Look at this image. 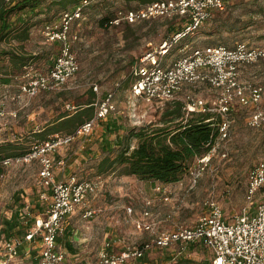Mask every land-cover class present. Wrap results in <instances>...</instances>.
<instances>
[{"label": "rangeland", "instance_id": "rangeland-1", "mask_svg": "<svg viewBox=\"0 0 264 264\" xmlns=\"http://www.w3.org/2000/svg\"><path fill=\"white\" fill-rule=\"evenodd\" d=\"M17 1L0 0V4L4 3L9 8ZM51 1L47 0L45 6ZM234 2L231 0V3ZM261 4L264 7V0ZM141 6L137 1L128 0L93 1L86 9L85 17L82 16L72 25V33H78L80 38L73 43L79 71L62 88L40 92L35 97L23 95L21 86L28 81V73L49 72L59 48L46 40L43 28L47 22L59 21L65 9L57 4L52 6L51 11L45 10L35 17L27 40L15 38L16 32L11 34L0 45V143H16L26 149L34 147L42 142L36 133H40L60 113L74 112L77 105L89 99L91 90L96 93V102L109 91L115 92L117 112L108 120L117 121L121 126L118 134L122 136L134 128L136 131L143 129L152 132L173 129L183 118L186 122L192 113L187 108L190 102L188 96L202 99L208 105L217 100L219 93L207 84H201L186 86L178 101L164 104L147 98L130 101L135 65L146 53L157 49L165 39L171 37L182 24L178 18H156L134 25H128L125 21L100 25L103 17L115 18L121 11L139 9ZM71 8L70 4L66 9ZM244 9L239 6L234 15L243 13ZM229 13H217L195 35L172 48L166 60L181 57L196 46L233 47L237 42H246L253 47L264 46V13L255 15V22L237 33L217 27V19L220 16L226 18ZM23 15L28 19L29 14ZM10 21L15 27L21 26L17 14H13ZM186 45L189 47L181 52ZM22 57L26 66L20 69ZM6 79L11 81L5 83ZM239 81L244 85L258 86L264 92V61L242 66ZM95 87L98 89L95 90ZM178 103L183 105V117L171 123L169 120L175 115L170 113L175 112ZM230 117L233 121L230 135L225 139L219 136L211 163L199 173L198 167L201 165L198 160L201 157H197L179 182L166 187L169 195L164 194L165 189L159 194L150 180L123 175L120 167L108 174L97 173V166L105 156L101 143L103 125L108 120L100 122L84 144L75 142L60 149L55 155L56 181H68L76 176L81 180L99 182L97 192L88 198V205L96 211V215L83 219L82 210L79 209L67 219V233L59 245L66 253L65 264H96L105 249L121 253L151 240L154 234L137 227V222L143 218L142 213L150 207L145 204L149 198H154L156 202L152 212L158 233L173 230L175 225L193 227L207 212L205 203L209 199L220 204L227 220L242 214L249 206L254 212L264 202V193L260 192L250 204L246 199V190L250 170L264 161V128H250L246 121L247 111L240 106L233 108ZM109 137L114 142L117 135ZM132 142L135 147L137 140ZM62 159L65 164H60ZM192 170H196L197 177L190 173ZM39 171L38 161L13 163L7 167L0 181V240L24 237L27 229L24 222L28 218L22 211L25 204L29 205V212L33 215L43 214L50 207L52 194L39 187ZM43 192H46L44 199ZM165 195L169 196V201L163 200ZM129 206L133 208L132 214H129ZM10 222L16 225L13 229L7 226ZM68 244L72 245V249L68 248ZM179 251V247L154 249L145 258L128 264H177L182 260L211 263L212 260L211 251L197 243L187 246L181 255Z\"/></svg>", "mask_w": 264, "mask_h": 264}, {"label": "built area", "instance_id": "built-area-1", "mask_svg": "<svg viewBox=\"0 0 264 264\" xmlns=\"http://www.w3.org/2000/svg\"><path fill=\"white\" fill-rule=\"evenodd\" d=\"M84 4L89 2L85 0ZM223 9L224 0H161L139 9L119 12L111 24L125 21L134 25L150 19H173L178 16L186 19L183 28L165 39L157 49L146 53L135 65L130 101L147 98L161 104L169 103L177 100L186 86L207 84L219 93L217 100L208 105L202 99L196 100L188 96L190 102L187 103V108L189 112H217L221 116L219 131L223 139L230 135L233 123L230 115L238 104L250 109L246 118L250 128H264L262 88L244 85L239 81L242 66L264 60V46L253 47L246 42H239L234 48L222 45L196 46L181 57L166 63L172 48L195 35L200 27L213 17L215 11ZM82 16V9L78 7L73 11L64 12L59 21L44 26L43 35L46 40L60 44L59 54L48 73H28V81L21 86L23 95L35 97L40 92L60 89L79 71V63L73 53V43L80 38L78 33H72V25ZM188 47L186 45L180 51L185 52ZM97 89L98 87H95V90ZM115 112V92L109 91L103 99L95 103L94 117L80 125L73 133L56 134L50 140L35 146L27 155L3 161L5 166L38 161V185L51 192L52 202L46 212L37 215L30 213L29 205L25 204L22 210L28 217L24 222L27 228L25 235L23 238L0 240V264H22L21 250L25 243H30L37 253L36 258L28 264H65L66 253L60 248L58 238L66 232L67 219L77 210H82L83 219L96 215V211L88 205V198L97 192L99 182L81 180L76 176H72L68 181H56L55 155L68 145L85 141L100 121ZM215 146L210 153L198 160L201 165L198 167L199 173L211 163ZM195 171L190 173L197 177ZM156 191L160 193L163 189L158 187ZM260 192L264 193V161L256 164L249 172L247 201L253 203ZM42 198H46V192L42 193ZM164 200L169 201V196H165ZM146 205L151 206L152 201H147ZM206 207L207 212L193 227L175 225L173 230L160 233L155 231L157 222L154 214L146 209L143 218L137 222V227L141 231H149L154 237L121 253H112L105 249L96 264H128L144 258L154 249L172 247H179L178 254L181 255L187 246L196 243L211 251V264H264V202L258 205L254 212L251 206L246 207L242 214L234 216L231 220L226 219L222 207L215 200H207ZM128 211L129 214L133 212L131 208H128Z\"/></svg>", "mask_w": 264, "mask_h": 264}, {"label": "trees", "instance_id": "trees-1", "mask_svg": "<svg viewBox=\"0 0 264 264\" xmlns=\"http://www.w3.org/2000/svg\"><path fill=\"white\" fill-rule=\"evenodd\" d=\"M84 1L85 0H52L49 5L45 6L47 0H18L15 5L9 8L4 5V3L0 4V45L11 34H15V32V38L18 40L24 41L29 39L30 29L33 26L31 22L33 19L42 15L45 10L48 12L51 11L52 6L57 4L63 6L65 9L61 13V16L64 12L73 11L74 9L81 7L82 15L85 17L86 9L91 6V3L95 0H87L89 4L86 5L84 4ZM128 1H137L142 5L140 7L142 8L161 0ZM233 1L235 2L231 3V0H224V9L214 12L213 17L217 13L230 11L226 18L220 16L217 19V27L219 29L223 28L227 31L237 33L238 31L244 30L245 28H248L250 25H252L255 22V15H261L264 13V7L261 4L263 0ZM70 4L72 5V8L66 9ZM239 6L245 8L243 13L239 15L237 13V15H234L235 12H238ZM13 14L18 15V20H20L21 23L20 27H15V24L10 21V17ZM23 14H29L28 19H25ZM244 16H246V19H244ZM175 18H178L179 21L182 22L180 28L178 29L180 30L185 25L186 19L179 16ZM114 19H116V17L111 19L109 17H103L100 20V25H111V21ZM48 23L51 22H47L45 25ZM203 25L200 27V29L203 27ZM50 43L58 45V48H60V44L58 42ZM223 44H226V42H223ZM235 46L226 47L234 48ZM23 60L24 57L21 58L22 62L19 66L20 69L26 66V62ZM10 81V79L4 80L5 83H9ZM174 101H178V99ZM95 103L96 93L91 90L89 99L85 103L77 105L74 112L70 113L68 111H64L60 113L58 117L48 123L40 131V133H36L38 134L37 136H40L42 141L37 145L50 140L52 138L51 135L54 136V134L58 132H64V134L73 133L80 125L91 120L95 115ZM237 106L245 109V111H247V116L250 114V109L248 107H244L240 104ZM182 109L183 105L178 103L175 107V112L170 113L175 116L169 120V122L172 123L176 118L183 117ZM190 115V119L184 122L183 118L182 121L176 123V126L173 129L165 128L157 131L147 132L143 129L136 131L134 128L124 136L118 134L121 130V126L118 125L117 121L108 120L104 124L105 132L103 133V141L101 143V149L105 156L101 159L97 166V173L99 175L108 174L112 171H116L117 167H120L123 175H135L143 180L157 181L162 184L179 182L183 175L189 171L191 167L190 165L197 157H203L212 151L217 139L220 136V115L211 112H192ZM102 121H105V119ZM112 134L117 135L114 142L109 137V135ZM134 139L137 140V145L135 147L132 146V141ZM34 147L26 149L16 143H0V181L8 167L3 164V161L6 159L23 157L30 153ZM7 226L8 228L13 229L16 225H12L10 222ZM63 235L58 238V243L62 242ZM68 248L72 249L71 244H68ZM177 264L211 263L182 260L180 262L178 261Z\"/></svg>", "mask_w": 264, "mask_h": 264}, {"label": "crops", "instance_id": "crops-1", "mask_svg": "<svg viewBox=\"0 0 264 264\" xmlns=\"http://www.w3.org/2000/svg\"><path fill=\"white\" fill-rule=\"evenodd\" d=\"M168 62H170L169 60H167L166 61V63H168ZM116 102V101H115ZM116 113V112H115ZM115 113H112L109 117H111L113 114H115ZM108 117V118H109ZM108 118H106L105 119V121H107L108 120ZM100 122H104V121H100ZM99 122V123H100ZM99 123L96 125L97 127L99 126ZM96 128V127H95ZM94 128V129H95ZM105 132V130H104V125H103V133ZM92 135H93V133H92ZM91 135V136H92ZM87 140H89V138L88 139H86L85 141H78V142H80L81 143V145L82 144H84L85 142H87ZM102 141H103V136H102ZM61 162L62 163H60V164H65L64 163V160L62 159L61 160ZM58 181H62V180H58ZM150 183H152V184H155V188H154V190H156V188H158V187H160V188H162V189H165V191L166 192H164V194H167V195H169L168 193H167V188L166 187H168V186H171L172 184H175V183H170V184H162V183H160V182H157V181H149ZM160 194V193H159ZM166 196V195H165ZM165 196H163V200H164V198H165ZM146 202L147 201H152V205L149 207V210L152 212L153 211V206H156V202H155V200H154V198H149V199H146L145 200ZM146 202H145V204H146ZM207 202V201H206ZM205 205H206V203H205ZM129 208H132V207H130L129 206ZM133 209V208H132ZM153 214H154V212H152ZM142 215H143V213H142ZM154 216H155V214H154ZM59 245H61L60 243H59ZM72 246V245H71ZM36 250H34V248H33V246L30 244V243H25L24 245H23V248H22V250H21V257H22V259H23V263L22 264H28L30 261H32V260H34L36 257V255H37V253L35 252Z\"/></svg>", "mask_w": 264, "mask_h": 264}]
</instances>
